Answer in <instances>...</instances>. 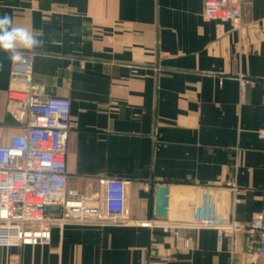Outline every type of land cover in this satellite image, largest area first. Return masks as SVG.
I'll list each match as a JSON object with an SVG mask.
<instances>
[{
	"label": "crops",
	"instance_id": "0c3cea01",
	"mask_svg": "<svg viewBox=\"0 0 264 264\" xmlns=\"http://www.w3.org/2000/svg\"><path fill=\"white\" fill-rule=\"evenodd\" d=\"M203 10L204 0H0V16L43 41L17 49L34 56V83L71 101L68 187L93 205L103 181H125L134 222L180 227V240L172 228H54L50 246L0 247V264H264L243 236L219 246L216 230L199 228L264 217V0H244L239 25ZM0 64L7 142L24 119L8 93L25 87L2 51ZM241 77L256 83L242 90ZM185 239L191 249L178 251Z\"/></svg>",
	"mask_w": 264,
	"mask_h": 264
},
{
	"label": "built area",
	"instance_id": "2783aa9c",
	"mask_svg": "<svg viewBox=\"0 0 264 264\" xmlns=\"http://www.w3.org/2000/svg\"><path fill=\"white\" fill-rule=\"evenodd\" d=\"M244 0H204L203 19L239 25ZM21 59L12 61L11 81L25 87L8 93L9 104L22 112L21 131L4 141L0 125V247H47L52 243L54 228L92 227L124 228L140 226L169 230L172 227L158 221L134 222L128 212V183L108 179L101 183L102 194L95 204L77 190L68 187L67 149L71 132L77 129L72 120L71 101L52 98L46 89L33 80L34 56L19 53ZM242 90L255 81L241 77ZM112 111H119L116 103ZM264 139V131L259 132ZM226 187L235 196L243 191L235 181ZM62 209L55 218L49 210ZM201 229H214L218 245L225 240L243 236L248 248L257 247L264 258V217L255 215L249 225L230 221L220 225L203 222ZM174 235L180 240L179 229ZM192 240L181 241L177 250L191 249ZM169 259L164 260L165 262Z\"/></svg>",
	"mask_w": 264,
	"mask_h": 264
},
{
	"label": "clouds",
	"instance_id": "9594fccd",
	"mask_svg": "<svg viewBox=\"0 0 264 264\" xmlns=\"http://www.w3.org/2000/svg\"><path fill=\"white\" fill-rule=\"evenodd\" d=\"M38 32L30 31L26 27H17L7 14L0 16V51L6 53L12 61L21 59L17 49H34L42 46L43 41ZM3 65L0 64V68Z\"/></svg>",
	"mask_w": 264,
	"mask_h": 264
},
{
	"label": "water",
	"instance_id": "95a60500",
	"mask_svg": "<svg viewBox=\"0 0 264 264\" xmlns=\"http://www.w3.org/2000/svg\"><path fill=\"white\" fill-rule=\"evenodd\" d=\"M42 1V0H39ZM46 2L51 3L53 0H45ZM8 123H14L11 116L7 117ZM170 190L168 187H161L157 190L156 197V206H155V216L159 221H165L168 218L169 204H170ZM47 213H50L52 217H59L62 214V209L59 207H54L49 210H46Z\"/></svg>",
	"mask_w": 264,
	"mask_h": 264
}]
</instances>
